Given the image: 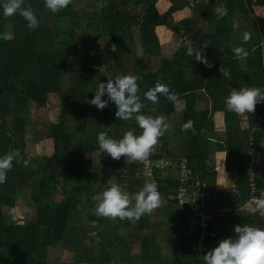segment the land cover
I'll return each mask as SVG.
<instances>
[{
    "label": "trees",
    "instance_id": "1",
    "mask_svg": "<svg viewBox=\"0 0 264 264\" xmlns=\"http://www.w3.org/2000/svg\"><path fill=\"white\" fill-rule=\"evenodd\" d=\"M160 1L72 0L53 13L45 0H24L40 21L34 30H29L19 14L5 17L0 8V35L9 29L12 36L11 40L0 39V156L19 149L23 157L21 163H13L6 181L0 182V264H136L119 262L118 251H128L132 242L139 246L141 264H204L201 257L218 241L235 236V225L264 228V216L244 209L251 199V185L259 191L264 179V102L256 105L254 113L244 114L225 104L232 89H264V17L254 11V4L264 0H167L170 6L161 14L157 10ZM217 4L227 6L226 17L214 15ZM139 8L141 15L136 16ZM183 10H188V16L175 21L173 14ZM69 17L85 20L92 38L60 39L56 21ZM163 26L181 40L179 49L168 57L162 56L156 33ZM246 32L250 34L247 42L243 39ZM205 44L203 54L211 68L187 54L189 47L203 50ZM236 47L244 48L248 56L238 58L233 53ZM92 59L98 60L99 69L104 66L103 72L92 68ZM221 66L230 71V77L221 76ZM119 74L140 78L142 114L166 116L172 133L159 138L153 160L187 159L204 185L199 203L209 217L205 227L198 223L190 231V222L199 218L178 204V175L170 170L157 178L162 203L169 207L164 224L141 222L136 234L116 241L101 237L115 234L110 221L121 220L96 216L92 197L104 190L110 177L120 187L126 184L128 193L137 192L146 180L141 179L143 163H126L124 157L114 160L97 143L100 132L116 140L122 129L136 135L142 132L134 116L117 120L111 101L103 110L87 103L99 82ZM158 81L183 103L180 120L174 125L176 104L163 95L156 104L144 99L143 93ZM51 96L57 99L60 112L45 136L52 141V152L48 157H30L26 152L30 116L24 109L44 107ZM199 102L203 109H197ZM216 115L223 118V138L215 130ZM188 120L194 121L195 134L181 131ZM248 133L250 144L245 140ZM169 136L182 140V154L168 145ZM248 145L257 159L253 181L247 174ZM216 152L224 155L223 167L236 190L234 196L217 190V173L210 165ZM113 164L116 173L101 172L103 166ZM189 186L195 190L193 182ZM20 201L34 216L18 224L4 209L11 210ZM59 243L71 261L49 260L50 250ZM103 246L109 251L101 252Z\"/></svg>",
    "mask_w": 264,
    "mask_h": 264
},
{
    "label": "clouds",
    "instance_id": "2",
    "mask_svg": "<svg viewBox=\"0 0 264 264\" xmlns=\"http://www.w3.org/2000/svg\"><path fill=\"white\" fill-rule=\"evenodd\" d=\"M72 0H45V6L53 13L66 8ZM0 8L3 9L5 17L19 14L25 21L29 30L39 26V19L33 8L25 6L24 0H0ZM214 15L222 19L228 15L226 5L217 4L214 7ZM0 39L11 40L10 33H3ZM245 42L250 39L249 33L243 34ZM115 45H113V48ZM203 50L189 47L187 54L205 66L211 68L212 64L204 56ZM238 58H246L248 52L242 47L233 49ZM104 71V66L99 69ZM221 76L230 77V71L221 66ZM140 78L136 75L119 74L114 79L108 78L106 83L99 82L95 96L87 103L95 106L98 110L108 107L109 102L115 104V117L118 120L128 121L135 117L136 123L142 130L140 135L134 131H126L122 139L110 138L106 132H100L97 136L99 149L114 160L127 157L130 160L145 162L151 155L159 138L170 128L167 118L164 115L150 116L142 114L145 107L141 102L139 85ZM107 95V99H102ZM163 95L173 104L180 103L179 95L171 92L167 85L159 81L153 88L143 93L144 99L156 104L158 97ZM264 102V89L259 87H242L239 90L232 89L225 100L226 107L237 114L254 113L256 105ZM181 131H192L195 134L194 121L188 120L181 125ZM23 157L19 149H11L5 155L0 156V182L7 179V173L12 170L13 163L19 164ZM249 176H255L249 170ZM95 202L94 214L98 217H105L121 221L127 219L138 221L145 214H152L162 204L161 194L158 191L157 183L154 180L146 179L143 186L135 193H128L120 187L115 177H110L106 182L104 190L92 197ZM254 211L264 216V191L260 198L255 201ZM235 236L233 238L218 241V245L207 251L201 258L204 264H264V228L238 224L234 226Z\"/></svg>",
    "mask_w": 264,
    "mask_h": 264
},
{
    "label": "rangeland",
    "instance_id": "3",
    "mask_svg": "<svg viewBox=\"0 0 264 264\" xmlns=\"http://www.w3.org/2000/svg\"><path fill=\"white\" fill-rule=\"evenodd\" d=\"M165 2H168V1L162 0L160 1V3L157 4V10L160 14L167 10L165 6ZM254 11H255L256 16L264 17V3L255 4ZM134 13L136 16H140L141 8L136 9ZM72 18L73 17H69V18H64V19L56 21V26H57L60 39L64 40V39H70V38H74V39L92 38V31L89 25H86L87 22L79 20V19H72ZM173 18H174V14H173ZM7 33H10L9 29H7ZM156 33L158 35L160 44L162 46V56L163 57H168L179 49L180 41H181L179 36L171 33L164 26L156 29ZM137 51H138L137 53H140L139 50ZM90 63L92 64L93 69L99 66L98 60L92 59L90 60ZM152 68L153 67H151L150 69L152 70ZM24 112L26 115L28 114L30 116L29 126H28L29 131H27L28 133L27 145H26L27 154L30 157H33L35 155L48 157L52 152V141L51 139L46 138L45 136L48 133H50L51 126L56 123L58 117L60 116L57 99L51 96L44 107H40L37 109L35 106L31 105L27 109H24ZM156 116L157 115L154 114L153 117H156ZM220 123H223V121L221 122V119H217L216 124L219 125ZM220 127H222V125ZM220 127L216 126V130H219ZM217 134L218 136L224 137L222 132L220 133L217 132ZM119 139H120V134H119ZM245 140L246 142L248 141L247 136ZM247 143L250 144L251 140ZM247 148H248L247 149L248 153L249 151L252 152L251 150L252 145H248ZM220 154L221 152H218V153L216 152L212 157H210V162L214 163V165L217 162L219 163L221 161ZM180 158H184V157H180ZM220 165H221V162L218 164V166ZM106 167L109 168V171L106 170ZM113 167H114V170H112L111 166H103V170H101V172H107L109 174H111L112 172L116 173V170H115L116 165L113 164ZM144 178L145 176H143L141 179H144ZM219 187H221V185H219ZM121 188L126 189V184H121ZM227 191H229L232 196L236 195V190L234 189V186H231L230 189L227 188ZM253 208L254 206L252 207L251 210L246 211V212L254 211ZM4 213L11 219V221L18 223V224L24 221L30 220L34 216V211L21 201L17 202L15 207L11 210L4 209ZM234 213H237V210H234ZM192 224L195 227L197 226V222L195 220H192ZM202 224L203 226H205L204 223ZM136 229L137 230L135 233H137L138 231V225ZM132 234L134 235V233ZM102 236L107 239L109 237L108 235H102ZM127 249L128 251H124L123 249H120L118 251L120 258H123V260H120L119 262L120 263L135 262L136 264H141V253H140L139 246L135 242H132L131 244L128 245ZM100 250L101 252L109 251L107 246L101 247ZM200 251L202 252L204 250L201 249ZM72 259H73L72 256L69 253L64 251L63 245L61 243H59L57 246H55L53 249L50 250L49 260L51 261L68 262V261H71Z\"/></svg>",
    "mask_w": 264,
    "mask_h": 264
},
{
    "label": "built area",
    "instance_id": "4",
    "mask_svg": "<svg viewBox=\"0 0 264 264\" xmlns=\"http://www.w3.org/2000/svg\"><path fill=\"white\" fill-rule=\"evenodd\" d=\"M251 150L252 152L249 151L250 161L247 169L248 175L249 170H252L255 173V166L257 164L255 151L253 148ZM156 153L157 151L154 149L148 160L143 162L145 179L154 180L157 183L159 175L163 176L170 170L176 171L178 175L179 187L175 198L177 199L178 204L187 208L191 213L198 217L199 225L205 227L206 215L202 211L201 203H199L200 200H203V197H201L202 194L200 193L201 188L204 186L203 183L195 174H193L186 158L172 159L162 157L157 160H153V156L156 155ZM255 176H251V181L254 180ZM190 181L194 183L195 190L189 189ZM262 191H264V179L259 191L256 190L255 184L251 185V199L244 206L245 211H249L253 206H255V201L260 198ZM202 223H204L205 226H203Z\"/></svg>",
    "mask_w": 264,
    "mask_h": 264
},
{
    "label": "crops",
    "instance_id": "5",
    "mask_svg": "<svg viewBox=\"0 0 264 264\" xmlns=\"http://www.w3.org/2000/svg\"><path fill=\"white\" fill-rule=\"evenodd\" d=\"M255 4H260V3L257 2ZM165 6H166V9H167L170 5H169L168 2H165ZM187 16H188V11L187 10H183V11H179V12L174 13V19L177 20V21L178 20H181V19H183V18H185ZM72 19H78V18H72ZM79 20H81V19H79ZM82 21H85V20H82ZM86 25H88V24H86ZM159 28H161V27H159ZM98 69H99V66H97L95 68L96 71ZM196 107H197V109H203L204 108V105H203L202 102H199V103L196 104ZM182 108H183V103H181V102L175 105L176 115H175V117L173 118V121H172V124L173 125L175 123H178L179 122L180 119L178 117V113L182 110ZM156 115L157 116H160L158 114H156ZM216 118L217 119H221V122L223 121V118H222L221 115H216L214 117L215 124H216V121H217ZM221 125H222V127H220ZM216 126H219L220 129L219 130H216ZM216 126H215L216 132H219V133L222 132V134L225 137L223 123H220L219 125L216 124ZM171 130H172V127H170L169 130L167 131V134L168 135H170L172 133ZM126 131H129V130L128 129L119 130L120 139L123 138V135H124V133ZM134 134H135V132H134ZM246 136L248 137V141L247 142H249L250 140H252L251 139V133L246 134ZM219 137H223V136H219ZM181 141H182L181 139H176V138H174L172 136H169L168 145L171 146L172 148H175L177 152H180ZM180 153L182 154V151ZM213 155H211V157ZM220 155H221V161H220L221 162V165L218 166V164L220 162L219 163L217 162L215 165H214V163H211L210 162V165L215 169V171L217 173V180H216L217 181L216 182V184H217V190L222 191V190H227V188L230 189V187L232 185L228 183L229 181L227 180L226 173H225V171L223 169L224 155L222 153ZM176 156H178V154ZM125 162L126 163H132L133 160H130L127 157H125ZM110 166L112 167V170H114L113 165H110ZM108 170H109V168H108ZM130 179H133V177H130ZM219 185H221V187H219ZM122 190L126 191L123 188H122ZM253 210H254V208H253ZM168 215H169V207L165 203H162L161 206L158 209H156L152 214H145L138 221H130V220H127V219L125 221L111 220L110 221V224H111V226L113 228H115L117 230V232L115 234H113V235H108L109 236L108 239H110V240H116L118 238H125V237L129 236L128 234H130V235H133L132 233L136 234L135 232L137 230L136 229L137 228V225L139 223H141V222H154V223L164 224L166 222L167 218H168ZM208 218L209 217L206 215V220H208ZM196 222H197V225H198L199 221H196ZM189 227H190V231H194L195 230V226H193L192 221L190 222ZM192 228H193V230H192ZM101 237L102 238H105L103 236H101ZM120 260H123V258L120 259Z\"/></svg>",
    "mask_w": 264,
    "mask_h": 264
}]
</instances>
